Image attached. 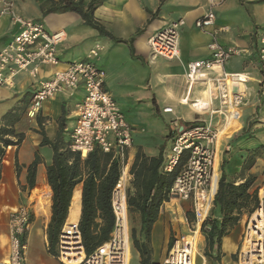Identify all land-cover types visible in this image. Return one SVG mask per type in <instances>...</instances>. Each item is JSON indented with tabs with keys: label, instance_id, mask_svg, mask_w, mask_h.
<instances>
[{
	"label": "crops",
	"instance_id": "0c3cea01",
	"mask_svg": "<svg viewBox=\"0 0 264 264\" xmlns=\"http://www.w3.org/2000/svg\"><path fill=\"white\" fill-rule=\"evenodd\" d=\"M93 1L96 0H84V3L88 5ZM35 2H38L37 5ZM47 4V0H30L28 4L21 3L20 7L19 0H13L15 12L23 19L42 21L46 23L45 26L49 32H66L67 39L58 48L59 58L64 66L85 59L94 46L92 45L82 59L78 56L76 48L87 43L99 44L105 52L123 48L129 52V57L134 59L128 45L115 44L101 37L97 31L85 26L80 16L75 13L43 15L41 8ZM2 6L0 1V11ZM30 6L33 8L31 11ZM210 11L216 16L215 25L210 31L218 32V42L224 47H234L241 51L239 56L226 63V72L248 73L251 78V82L246 87L247 93L245 104L241 108V120L235 122V128L231 129L228 134L236 133L243 128V125L249 124L254 119L253 116L257 113L258 107H262L259 119L261 126L264 124V97L259 95V87L264 80V69L258 60V38L264 33V0H246L245 3H241L240 0H101L95 11V18L116 39L133 40L135 56L140 58V60L134 59V62L138 63V66L144 65L148 70H144L141 83L131 88L127 77L124 76L125 79L117 77L113 69L108 70L102 66L101 53L97 64L107 73L106 90L114 97L122 112L124 108L133 110L134 105L142 103L147 104L148 108L155 103L161 111L158 117L152 112L149 114L151 118L158 119L153 124L154 128L142 123L143 121L137 119V116H135L136 121L130 120L134 132L133 145L127 151L125 170L129 175L139 149L147 157H157L162 148L165 154L173 142L175 123L185 126L187 123H204L211 120L216 124L222 120L221 115L211 112L219 108L216 100H211V109L205 113L198 114L191 110L192 102L208 98L212 86L210 90H207L202 84L191 85L186 77L188 63L207 60L210 57L208 49L211 43L210 32H203L195 25L198 19ZM179 20L185 21V25L180 30V60L155 59L149 64V68L145 66L150 55L149 39L156 32ZM18 30L19 26L12 21L9 15L0 14V52L11 42ZM53 70L44 68L41 77H46L48 75L46 73ZM34 83L27 73H22L16 78L14 87H0V123L3 116L21 107V99L26 94H30L29 91L33 89ZM83 98L82 88L74 93L63 92L53 100L46 102L37 118L28 121L26 115H23L21 122L17 125V130L25 134V140L19 148L7 149L1 171V259L9 255L10 214L21 207H27L31 209L33 218L31 229L26 236L25 264H64L49 253L47 228L52 217L53 193L47 181V167L52 163L53 151L48 146H41L43 137L39 132L43 129L47 138L54 141L59 132V121L63 120L64 139L67 143L76 124L77 106ZM29 99L31 103V96ZM165 108H172L173 113H164ZM27 123L33 131H23ZM158 125H160L159 128H157ZM233 136L223 138L220 142V157L224 150L230 151L228 142ZM36 154L39 155L41 163L37 168L33 190L34 186L30 188L28 185L27 168L34 162ZM216 173L217 180L219 174ZM131 180L130 176L128 187H130ZM242 182L243 178L239 179L237 185ZM214 187H216V182ZM82 192L83 183L79 184L73 192L67 224H79L82 215ZM131 192L134 191L131 189ZM174 201L177 200L164 203L160 209L158 221L153 227L151 264L162 263L168 255L173 239L189 233L191 222L188 215L193 218L190 204L180 201L174 204ZM139 221V228L134 227L137 232L141 227L140 215ZM241 238L237 229L232 231L227 238L225 237L222 241L224 256L220 261L212 263L211 259L203 255L206 241L204 236L199 235L198 239L201 243L196 256V264H236ZM132 250L135 252L138 264H141L140 254L134 247ZM132 250L131 255H133Z\"/></svg>",
	"mask_w": 264,
	"mask_h": 264
},
{
	"label": "built area",
	"instance_id": "2783aa9c",
	"mask_svg": "<svg viewBox=\"0 0 264 264\" xmlns=\"http://www.w3.org/2000/svg\"><path fill=\"white\" fill-rule=\"evenodd\" d=\"M0 1L3 5L0 14L9 15L19 26L11 42L0 52V87H14L16 78L22 73L31 77L35 83L29 91L30 119L37 118L44 104L57 95L74 93L82 88L84 98L77 106L76 124L70 133L68 148L79 153L83 159L95 150L113 154L123 165L111 193L114 228L109 241L87 255L78 224L74 226V234L68 231L65 224L59 238L57 258L64 264H67L64 258L78 260V264H130L133 243L128 182L131 174L125 169L127 151L133 145L134 129L114 97L106 90L107 73L97 64L103 48L96 44L85 59L64 66L58 48L66 41V32H49L42 21L26 20L17 15L13 0ZM215 22L216 16L212 11L196 21L199 30L210 32V57L188 63L186 77L191 85L202 84L207 90L213 87L210 99L218 101L219 108L211 112L221 115L222 120L216 124L211 120L193 127L175 123L173 142L163 154V172L171 174L179 170L169 198L190 204L193 221L188 234L173 239L166 259L160 264H196L201 243L198 236H204L203 227L211 215L218 190L219 177L215 180V167L220 159L219 144L223 138L230 136L231 123L241 120L246 87L251 82L248 73L226 72V63L239 56L241 51L224 47L218 42V32L210 31ZM184 25V20L173 22L149 39L148 46L154 60H180V30ZM258 40V60L264 69V33ZM44 68L54 70L41 77ZM259 95L264 97V80L260 83ZM191 104L197 108L198 114L211 109L206 102L195 101ZM164 113H173V109L165 108ZM258 197V207L246 221L242 233L236 264H264V224L261 225L264 217L258 216L264 211V187ZM32 218L33 213L27 207L10 214L9 255L5 259L0 258V264H25L26 236L31 229Z\"/></svg>",
	"mask_w": 264,
	"mask_h": 264
},
{
	"label": "trees",
	"instance_id": "16d2710c",
	"mask_svg": "<svg viewBox=\"0 0 264 264\" xmlns=\"http://www.w3.org/2000/svg\"><path fill=\"white\" fill-rule=\"evenodd\" d=\"M47 2L49 7L43 10V15L75 13L80 16L85 26L97 31L101 37L115 44L128 45L133 58L140 60L135 56L133 40L116 39L95 18L94 14L101 0L93 1L88 5H85L84 0H47ZM29 98L30 94H26L22 98L21 107L9 112L1 119L0 181L7 149L19 148L25 140V134L18 131L16 127L23 115L28 114L30 105L27 103L28 108L25 110L23 104L25 100H30ZM64 129L65 126L61 120L59 121V132L54 141L47 138L43 129L39 132L43 137L41 146H48L53 151L52 163L47 167V181L53 193L52 217L47 228L49 253L55 257L59 255V238L67 222L73 192L79 184L83 183L82 215L78 229L86 254L90 255L109 241L113 231L114 215L111 207V193L120 178L123 165L113 154H104L100 150H95L83 159L79 153H74L68 148L64 139ZM163 161V148L157 157H147L139 149L130 170L132 176L128 189L130 219L132 214H139L141 218L140 231L137 232L133 228L131 238L133 247L140 254L141 264H151V233L158 221L161 207L170 200V190L179 171L175 170L171 174L164 173ZM40 163V157L36 154L34 162L27 168L30 188L34 186ZM226 167L227 161L223 160L213 209L203 227L206 241L204 255L215 262L220 261V258H212L210 254L219 252L223 239L231 234L244 215L250 217L259 204L257 190L252 192L255 178L251 176L243 178V182L237 185L236 182L228 180ZM189 221H193L190 215Z\"/></svg>",
	"mask_w": 264,
	"mask_h": 264
},
{
	"label": "rangeland",
	"instance_id": "374dc122",
	"mask_svg": "<svg viewBox=\"0 0 264 264\" xmlns=\"http://www.w3.org/2000/svg\"><path fill=\"white\" fill-rule=\"evenodd\" d=\"M37 1V0H36ZM246 0H240L241 3H245ZM21 3L28 4L30 3V0H19V6L21 7ZM36 5L38 2H35ZM49 7V4L47 6H43L41 8L42 12L44 9H47ZM33 8L30 6L29 10L31 11ZM44 23V22H43ZM46 25V23H44ZM94 46V44H83L76 48V52L78 56L82 58L85 57L86 53L90 50V48ZM104 51V50H103ZM102 51V57H101V63L102 66L108 70L114 71L115 75L120 78L127 77L129 79V86L131 88L138 86L141 83V77H143V74L145 71H148L145 69L144 65L140 64L138 66V63L134 62V59L129 57V52L125 51V49H114L110 52H103ZM128 52V53H127ZM149 60L145 63L148 68L149 64L152 63L154 60L151 54L149 55ZM133 60V61H132ZM140 68L138 69L137 68ZM140 70V71H139ZM142 70V71H141ZM145 70V71H144ZM122 72V73H119ZM120 74H122L120 76ZM125 74V75H124ZM125 76V77H124ZM22 101V99H21ZM28 105H30V100H25L23 104V108L26 110L28 108ZM134 109L130 110L129 108H124L123 113L126 116L127 121L130 123L131 121H136L135 116H137V119H141L143 121L142 123H146L149 127L154 128V122L158 119L151 118L150 113L152 112L154 116L158 117L160 116V109L156 106V104H152L147 106V104H139L134 105ZM262 110V107H258L257 113L254 114L253 118L249 124L243 125V128L241 130H238L230 134L234 135L231 140L228 142V146L230 147V151L224 150L222 156L219 159V179L221 176V165L223 163V160L227 161V167L226 172L228 176L229 181H234L238 183L239 179L241 178H247V177H254L255 183L252 188V192L254 190H257L258 194L260 190L264 187V124L259 123L260 119V111ZM26 118L28 121H30V118L28 117V114L26 113ZM251 118V117H250ZM157 119V120H156ZM160 124V123H159ZM202 122H194V123H187L185 124L186 127H193L201 125ZM153 125V126H152ZM174 125V124H173ZM234 128H235V122H233ZM259 125V126H257ZM160 125L157 126L159 128ZM231 129H234L233 127H230ZM23 131H33L30 127V124L27 123L24 126ZM246 168V169H245ZM179 203L178 201H174V204ZM190 213V212H189ZM189 217V215H188ZM248 216L244 215L241 218L240 223L232 230L235 229L238 230L239 237L242 236V233L244 231V227L246 225V221L248 220ZM139 215L138 214H132L131 216V229L139 228ZM133 251V250H132ZM219 252H214L210 254L212 258L219 257L220 260L223 258L224 253L222 252V247L218 250ZM133 255L131 258V264H138L135 252H132ZM204 255V254H203ZM205 256V255H204ZM212 263H215V260L211 259Z\"/></svg>",
	"mask_w": 264,
	"mask_h": 264
},
{
	"label": "bare ground",
	"instance_id": "6f19581e",
	"mask_svg": "<svg viewBox=\"0 0 264 264\" xmlns=\"http://www.w3.org/2000/svg\"><path fill=\"white\" fill-rule=\"evenodd\" d=\"M212 88H213V87H212ZM210 93H211V92H210ZM207 95H209V94L207 93ZM210 100H211V99H210V95H209L207 99H200L199 101H200L201 103H204V102L208 103V105H209V107H210V106H211V101H210ZM190 108H191V110H192L194 113H198L197 108H194L192 104L190 105ZM230 127H233V128H234L233 122L231 123ZM215 169H216V172H217V169H218V161H217V164H216ZM215 175L217 176V173H216ZM215 180H216V177H215ZM258 216L261 217V218H263V217H264V211H263L262 214H259ZM262 221H263V222H262L261 225L264 224V219H263ZM75 225H76L75 223H70V224H67V223H66V226H67V228H68V231H70L72 234H74V231H75L74 226H75ZM202 238H203V237H202ZM131 250H132V248H131ZM131 250H130V255H131ZM64 261H65L67 264H78V262H79L78 260L70 261V260H68L67 258H64Z\"/></svg>",
	"mask_w": 264,
	"mask_h": 264
}]
</instances>
